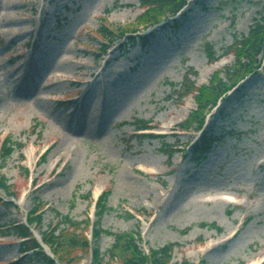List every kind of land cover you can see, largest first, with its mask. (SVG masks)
Instances as JSON below:
<instances>
[{
  "label": "rangeland",
  "instance_id": "rangeland-1",
  "mask_svg": "<svg viewBox=\"0 0 264 264\" xmlns=\"http://www.w3.org/2000/svg\"><path fill=\"white\" fill-rule=\"evenodd\" d=\"M140 1L0 0V147L5 138L17 145L0 159L14 194L0 192L10 203L0 204V264H39L31 253L22 261V240L7 234L36 203L43 221L33 231L43 239L68 217L96 223L93 201L104 191L102 229L139 232L145 253L177 244L171 264H264V54L201 131L183 128L196 101L180 98L188 78L199 88L218 72L228 83L237 62L230 48L264 16V0H190L178 30L137 29L153 34L148 48L138 34L126 46L127 34L103 51L102 23L135 29ZM49 49L58 50L52 63ZM140 121L161 137H136ZM206 133L210 150L192 156ZM91 233L83 235L105 254L103 264H117L107 256L114 237ZM91 258L80 251L59 264Z\"/></svg>",
  "mask_w": 264,
  "mask_h": 264
},
{
  "label": "trees",
  "instance_id": "trees-1",
  "mask_svg": "<svg viewBox=\"0 0 264 264\" xmlns=\"http://www.w3.org/2000/svg\"><path fill=\"white\" fill-rule=\"evenodd\" d=\"M142 6L146 12L137 20V27L135 29L111 30L109 26L104 24V27L99 31V36L104 38L107 45L103 51L108 49L110 43H114L118 37H124L125 34L135 33L139 27L147 28L155 26L157 23L168 19L169 16H175L179 10L183 9L188 0H141ZM264 15V14H263ZM248 36L242 38L240 41H235V45L231 48L232 53L236 56V67L227 71L228 83H224L220 79L219 74L215 73L214 77L208 85L202 88H195V84L187 79L182 85L181 93L183 97L195 93L197 109L188 118L184 124V128L190 130L192 128L201 129L205 117L216 107L217 103L224 98L226 93L236 87L237 83L246 78L251 73H256L261 66V55L264 54V16L261 20L256 21V25L250 30ZM116 36V37H115ZM207 46L206 51L211 61H214L215 54H211V49ZM146 128L144 122L140 121L137 124V129ZM211 136L207 135L203 138L202 144L196 147L195 153L203 154L209 149L212 144ZM17 147V145H16ZM15 144L12 140L5 139L0 147V159H7L15 152ZM11 187L8 181L0 175V192L7 193L10 197ZM110 193H106L100 198L96 207L97 222L84 224L75 223L70 217L65 218L59 222L51 230L46 231L42 235L43 243L50 248L54 258L46 255L44 249L40 247L37 239L33 237L31 232L35 226H40L43 221L41 212L42 205H35L34 210L29 214L26 224L13 226L16 236L24 239L25 243L21 247L22 252L32 251V258L40 264H57L69 261L74 254L80 251H85L92 257L91 264H103L105 261V254L101 253L96 246V242L92 245L89 236L83 235L85 229L92 227L93 239L99 240L103 233L114 237L112 248L107 252L110 261L117 264H171L174 251L178 247L177 244H168L166 247L158 250H150L149 255L145 254L141 248V234L137 233H118L110 234L102 229L101 220L108 211V199ZM9 206L10 204H4ZM206 226V225H203ZM63 227V228H62ZM24 261V260H22ZM22 262H15L14 264H21ZM183 264H193L188 261H183ZM201 264H205L202 262Z\"/></svg>",
  "mask_w": 264,
  "mask_h": 264
},
{
  "label": "bare ground",
  "instance_id": "bare-ground-1",
  "mask_svg": "<svg viewBox=\"0 0 264 264\" xmlns=\"http://www.w3.org/2000/svg\"><path fill=\"white\" fill-rule=\"evenodd\" d=\"M1 27H3V26H1ZM6 34H11L10 33V31H6ZM58 52V50H54V49H49V52H47L46 54H44L46 57H47V59H46V62H49V63H52L51 61H52V58L56 55V53ZM215 68H219V66H215ZM30 89H31V87L29 88V89H23V92H22V94H26V95H28L29 94V91H30ZM94 107V106H93ZM97 109V108H96ZM50 113H52L53 112V109L51 110V109H47ZM96 111V110H95ZM95 111H93V109H92V107H91V111L89 112V114H92V115H94V112ZM109 114V113H108ZM111 115V114H110ZM93 117L94 116H92L90 119H93ZM75 131H78V129H75ZM80 131V130H79ZM93 131V129L92 130H90V132H92ZM69 153H71L70 151H69ZM31 156V155H30ZM263 158V161H264V155H262L261 157H260V159H262ZM264 165V162L262 163V164H260L258 167H260V168H262V166ZM227 197L225 198L228 202H235L236 201V198H235V196L234 195H226Z\"/></svg>",
  "mask_w": 264,
  "mask_h": 264
}]
</instances>
